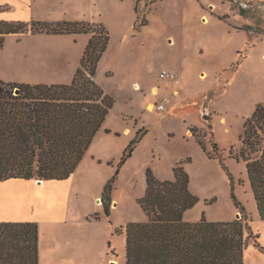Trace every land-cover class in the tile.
<instances>
[{"label":"rangeland","instance_id":"obj_1","mask_svg":"<svg viewBox=\"0 0 264 264\" xmlns=\"http://www.w3.org/2000/svg\"><path fill=\"white\" fill-rule=\"evenodd\" d=\"M22 1L0 0L5 5L0 7V15L10 17L6 20H38L55 26L85 21L95 28L102 23L110 32L95 79L114 96V107L69 178L45 180L33 191L25 190L28 198L48 206L41 222L35 220L42 263L95 264L102 254L110 253L113 262L126 264V226L145 219L138 199L148 187L147 171L170 180L174 164L182 163L190 176V190L199 198L184 215L197 221L205 216L215 221L248 222L253 235L244 251V264H264V220L259 216L246 163L234 157L242 145L246 116L251 113L247 104L264 86V0H237L250 17L233 10L232 0H138L136 9L135 0H38L33 19ZM71 35H6L0 48V78L18 83H71L75 72L67 70L70 64L60 54L74 45L71 56L81 59L92 34ZM169 71L180 72L181 95L175 99L181 102L165 112L148 110V101L157 102L151 92L153 84L160 85L164 94L174 88L173 80L160 76ZM202 71L208 76L202 78ZM217 77L222 79L214 102L218 113L212 128H199L196 134L207 152L214 142H220L244 211L234 205L230 180L220 163L209 160L195 136L186 133L191 122L202 123L195 100L215 89ZM136 80L138 89L132 88ZM105 127L113 131L106 132ZM143 128L147 133L119 168L126 148ZM188 156L193 160L183 161ZM113 178L107 215L101 200L105 185ZM0 190L9 191L2 185ZM98 195L101 197L95 199ZM256 236L259 245L254 242Z\"/></svg>","mask_w":264,"mask_h":264},{"label":"trees","instance_id":"obj_2","mask_svg":"<svg viewBox=\"0 0 264 264\" xmlns=\"http://www.w3.org/2000/svg\"><path fill=\"white\" fill-rule=\"evenodd\" d=\"M232 2L233 10L251 16L237 0ZM252 17L257 18L255 14ZM68 23L55 26L38 20L0 19V48L8 34H92L81 65L69 84L18 83L0 78V181L69 178L114 107V96L95 79L110 41L109 30L102 23L95 25L97 29L85 21ZM146 133L144 128L137 133L126 148L119 168L132 156ZM194 136L206 151L196 132ZM241 141L234 157L246 163L259 216L264 220L263 104L257 105L246 119ZM206 153L220 163L230 180L234 205L244 211L224 150L214 142L212 150ZM173 170L172 180H160L152 170L147 171L148 187L138 199L145 219L126 226V264H244V251L253 235L249 223L239 219L215 221L205 216L198 221L185 220L184 213L199 198L190 190V176L182 163ZM114 178L105 185L102 194L107 215H110ZM258 237L254 241L256 245H259ZM0 264H39L36 221H0Z\"/></svg>","mask_w":264,"mask_h":264},{"label":"crops","instance_id":"obj_3","mask_svg":"<svg viewBox=\"0 0 264 264\" xmlns=\"http://www.w3.org/2000/svg\"><path fill=\"white\" fill-rule=\"evenodd\" d=\"M52 1H54V0H52ZM137 1L138 0H135V2H134L135 9H136ZM49 3L52 4L51 1ZM22 4L27 5V8H28L29 13H30V18L33 19V17H34L33 7L35 5L37 7H39L40 2L38 0H23ZM1 6H5V5H0V7ZM6 6H8V5H6ZM8 9H10V8H8ZM84 17H86V16H84ZM0 18L6 19V18H10V17L6 16L5 14H1ZM78 19H82V18L78 17ZM71 34H81V33H69L70 36H74ZM53 36H55V35H53ZM60 36H62V35H60ZM55 40L58 42V39H55ZM171 41L173 42L172 39L170 40V42ZM61 42H63V41H61ZM87 43H86V45H87ZM86 45H85V47H86ZM72 51H76L74 45L68 46V48L62 50L60 55L63 56L65 59H67V62L70 64L69 69H67V70L71 71L70 73H73V72L76 73L77 69L81 65L82 57H81V59L80 58H77V60L74 59L73 56H71ZM54 57H55V59L57 58V53L53 54V59H54ZM53 63H54V61H53ZM233 66H234V64L231 65V67H233ZM231 71L229 70V72H231ZM176 72H178L179 76H180V72L179 71H176ZM200 75L201 76L206 75V77L208 76L206 71H202ZM180 78H181V76L179 77V83L178 84L176 83L175 80H173L171 78L163 79V80H173L175 83V86L173 89L168 87L169 89H171V91L168 94H164L161 92V86L160 85L153 84L151 86V92L153 93V95L157 96V98H156L157 102H154L152 100L148 101L146 104V108L148 110H155L154 106L157 103H159L162 100V97H164L165 95L171 96V102L168 104V110L170 108H172L173 106L177 105L178 102H181L179 99H177V100L175 99L176 96L181 95V89L179 87ZM227 78L229 79L230 77H227ZM67 80H68V78H65V81H67ZM134 84H135V86H134ZM221 86H222V79L220 77L219 78L217 77V78H215V86H213V87H215V89L208 90V92H205L203 94V96L200 97L198 100H195V99L192 100V101H194V100L198 101V106H199L200 115L202 118V120H201L202 123L197 124V123L191 122L190 125L188 126L187 130H186L187 134L194 136V132H197V129H199V128H208V127L212 128L213 117L215 116L216 113H218L216 108H215L214 102L216 99V95L219 93V88ZM139 87H140L139 81L136 80L132 83V88L138 89ZM258 89L259 90L257 91V93L254 94L255 96H253V98L251 99V102H250L251 104L250 103L247 104L249 106V108L251 109V113H249L250 114L249 116H251L253 114L257 105H259V104L264 105V86L261 85ZM176 90H177V93H176ZM150 105L153 106L152 109L149 108ZM243 106H246V104H243ZM249 116H246V117H249ZM222 120H224L226 122L227 118L222 117ZM107 129H109L110 131H113L110 127H105L106 132H107ZM129 130H130V128H126L125 132H129ZM218 143L220 145V142H218ZM192 160H193V157L188 156L183 161H192ZM209 160L217 161V160L210 159V158H209ZM107 163H111V162H107ZM177 164H179V163H175L174 167ZM174 167H173V169H174ZM173 178H174V170H173L172 178L170 180H172ZM160 180H163V179H160ZM45 182H46L45 180L38 182V180L35 181V180H25V179H17V178L5 180V181H0V186L2 185V186L9 189V191H7V192H3L0 190V221H35V220H39L41 222V220L45 217L43 215L45 213L44 209L47 210L48 206H47V204H45L43 206L42 203L39 200L36 201L35 198H33V199L31 197L28 198L25 194V190L33 191V189L37 188L36 186L40 187L43 184H45ZM99 197H101V195L95 196V199H97ZM98 202H100V200H98ZM184 218L187 221H197V220L189 217L188 215H184ZM112 259H113V257L110 256V253H106V255L102 254L101 257H99L97 259L98 262L95 264H103V263L104 264H116L115 262L112 261ZM39 264H45V263H42V249L41 248H39Z\"/></svg>","mask_w":264,"mask_h":264},{"label":"built area","instance_id":"obj_4","mask_svg":"<svg viewBox=\"0 0 264 264\" xmlns=\"http://www.w3.org/2000/svg\"><path fill=\"white\" fill-rule=\"evenodd\" d=\"M162 78H171L176 81V83H179V73L176 71H169V72H162L161 73ZM177 93V90H176ZM171 102V96L165 95L162 97V100L157 103L154 107L157 108L158 111L165 112L168 110V104Z\"/></svg>","mask_w":264,"mask_h":264},{"label":"bare ground","instance_id":"obj_5","mask_svg":"<svg viewBox=\"0 0 264 264\" xmlns=\"http://www.w3.org/2000/svg\"><path fill=\"white\" fill-rule=\"evenodd\" d=\"M172 42V41H171ZM206 76V75H205ZM204 75L202 76V78H204L205 77Z\"/></svg>","mask_w":264,"mask_h":264},{"label":"water","instance_id":"obj_6","mask_svg":"<svg viewBox=\"0 0 264 264\" xmlns=\"http://www.w3.org/2000/svg\"><path fill=\"white\" fill-rule=\"evenodd\" d=\"M42 180H38V182H41ZM239 215V214H238Z\"/></svg>","mask_w":264,"mask_h":264}]
</instances>
